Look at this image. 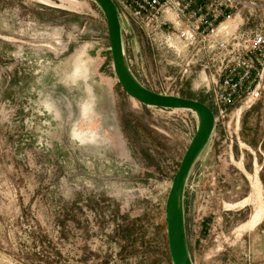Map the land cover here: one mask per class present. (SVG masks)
<instances>
[{"label": "rangeland", "instance_id": "rangeland-1", "mask_svg": "<svg viewBox=\"0 0 264 264\" xmlns=\"http://www.w3.org/2000/svg\"><path fill=\"white\" fill-rule=\"evenodd\" d=\"M246 1L242 28L264 31V0ZM114 2L136 78L215 113L207 79L168 80L165 50ZM197 124L127 94L93 0H0V264H173L166 202ZM259 205L264 96L215 119L188 174L193 263L264 264Z\"/></svg>", "mask_w": 264, "mask_h": 264}, {"label": "built area", "instance_id": "built-area-1", "mask_svg": "<svg viewBox=\"0 0 264 264\" xmlns=\"http://www.w3.org/2000/svg\"><path fill=\"white\" fill-rule=\"evenodd\" d=\"M120 1L151 44L165 50L173 67L165 74L168 80L207 79L215 119L237 104L251 107L264 96V31L242 28L240 11L249 5L246 0Z\"/></svg>", "mask_w": 264, "mask_h": 264}, {"label": "water", "instance_id": "water-1", "mask_svg": "<svg viewBox=\"0 0 264 264\" xmlns=\"http://www.w3.org/2000/svg\"><path fill=\"white\" fill-rule=\"evenodd\" d=\"M96 2L106 17L114 70L127 94L147 106L187 109L197 111L199 115L196 133L173 178L166 202L168 244L173 264H194L187 245L184 227V182L199 153L213 135L215 113L202 101L162 94L142 84L127 63L121 21L114 0H96Z\"/></svg>", "mask_w": 264, "mask_h": 264}, {"label": "bare ground", "instance_id": "bare-ground-1", "mask_svg": "<svg viewBox=\"0 0 264 264\" xmlns=\"http://www.w3.org/2000/svg\"><path fill=\"white\" fill-rule=\"evenodd\" d=\"M94 2H96V0H93ZM97 3V2H96ZM194 113H195V115L197 116V118H198V120H199V115H198V113H197V111H193ZM240 164V163H239ZM243 165V164H242ZM242 167V166H241ZM187 177H188V175H187ZM187 177H186V179H185V182L184 183H186V180H187ZM260 180V179H259ZM185 185V184H184ZM253 188H254V194H256L255 196H253L255 199L257 198L258 199V202L261 204V187H260V185H259V183H258V181H255L254 183H253ZM181 197V196H180ZM183 197H184V194H183ZM252 197V198H253ZM260 198V199H259ZM247 200V199H246ZM250 200V199H249ZM246 202V201H245ZM247 203V202H246ZM184 209V208H183ZM263 216H264V206H262V205H259V207H258V210H257V212H255V214L253 215V217L249 220V222H247L248 223V225L250 226V227H253V226H255L258 222H260V221H262V218H263Z\"/></svg>", "mask_w": 264, "mask_h": 264}, {"label": "crops", "instance_id": "crops-1", "mask_svg": "<svg viewBox=\"0 0 264 264\" xmlns=\"http://www.w3.org/2000/svg\"><path fill=\"white\" fill-rule=\"evenodd\" d=\"M123 33V32H122ZM124 39H125V36L123 35V41H124ZM124 45H125V42H124ZM255 174H257V172L255 173ZM256 177V176H255ZM247 198H245L244 200H246Z\"/></svg>", "mask_w": 264, "mask_h": 264}]
</instances>
